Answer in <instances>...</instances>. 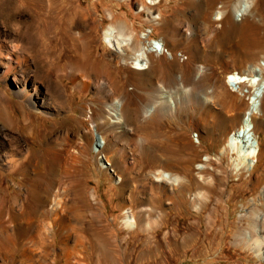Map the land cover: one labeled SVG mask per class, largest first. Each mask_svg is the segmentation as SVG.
<instances>
[{
    "label": "rangeland",
    "instance_id": "obj_1",
    "mask_svg": "<svg viewBox=\"0 0 264 264\" xmlns=\"http://www.w3.org/2000/svg\"><path fill=\"white\" fill-rule=\"evenodd\" d=\"M36 2L14 0L0 19V244L13 241L0 264H26L29 250L49 254L45 264H264V159L238 169L204 114L250 105L251 88L239 95L230 77H247L253 59L242 53L264 55V36L250 49L242 28L264 26V0H53L48 18ZM153 41L164 53L144 55L148 68L137 70L133 58ZM66 151L82 153L74 177L60 173ZM56 185L69 190L63 217L41 209ZM50 223L41 243L39 225Z\"/></svg>",
    "mask_w": 264,
    "mask_h": 264
},
{
    "label": "bare ground",
    "instance_id": "obj_2",
    "mask_svg": "<svg viewBox=\"0 0 264 264\" xmlns=\"http://www.w3.org/2000/svg\"><path fill=\"white\" fill-rule=\"evenodd\" d=\"M36 1L38 2V8L39 9L44 8V17L48 18L49 14L51 15V12L54 8L53 4H55V3H53V0H36ZM13 2H14V0H0V19L1 18H8V19L11 18L12 13L15 12L12 10V8H13L12 6L14 4ZM37 2H36V4H37ZM244 8H245V3L242 2L238 5V7H237L238 17L243 16L242 15L243 13L241 14V12H243L242 10ZM19 15L17 14V16H19ZM79 19H80V13L77 12V13H75V16H73L70 20V27H69L70 33H72L75 28H79V25L81 24ZM242 21H243V19H242ZM233 26H235V23L233 24ZM30 27H32L33 29H36V28L38 29V27H36V24L35 25L32 24V26H30ZM236 27H237V25H236ZM242 28L243 29L245 28V31L251 37V41L248 44L250 46V49L260 48L261 47L260 40L264 36L262 34L264 26L261 25L260 22H257L253 19H247L245 26ZM107 39H108L107 41L111 47H113L115 50L123 53L124 47L127 46V44L125 42H122V41L120 42L116 38V36H114V33L111 31H109V33L107 34ZM28 40H29V38H28ZM159 47H161V48H157V50L163 49L162 48L163 45H159ZM152 52H153V50L151 48L147 47V48L141 49L140 52L136 53L135 57L133 58V62L135 64L137 70L143 71V70H146L148 68V67H146V64H144L145 61H143L142 57L144 55H146L148 53H152ZM250 52H252V51H250ZM241 53L242 52L240 51V54ZM247 53H245L246 55L244 53H242L243 55L241 54V56H240L241 61L245 62L248 59L249 60L255 59L254 62H253V60H252V62L251 61H248L249 63L247 62L248 63V69L246 70L247 77H242L239 75H233L230 77V79H231V81L235 82L239 86V91H238L239 95L245 96V94L247 93L244 91L245 86H248L249 88H251L252 95H250L251 96V98L249 100L250 105L248 106V108L244 111L243 114H240V113H239L240 115L235 114V112L238 109V103L235 102L234 104H232V110L227 111L224 114L223 113L221 114L219 112L217 113L215 111L213 112L211 110H207V112H204V114L206 117H210L214 121L213 134L215 135V137H217V138L219 137V138L224 139V143H225V147L223 149L224 153L226 154L230 149L233 150V153H235L237 155V162H238L237 168L238 169L247 168L248 171H250L252 169H255L258 166L257 163L260 162V159H264V149H262L261 147L258 146V142H257L258 136L256 134L257 129H260L259 130L260 132H264V106H263V101H264V79H263L264 55H262L260 59H256L257 56L254 57L255 55H253V53H248V54ZM78 77H79V74H77L76 72L73 75H71V79L73 81H76L78 79ZM83 86H86V83H84ZM162 99H164V98H162ZM167 99H168L167 102L169 104L171 103L172 105H175V102L172 100L171 97L170 98L167 97ZM203 101L206 104L208 103L207 99H205ZM164 102L165 101H163L161 103H164ZM117 105L119 106L118 102H116L113 105L112 115L118 120L119 119V113H118V106ZM153 109L154 108L149 109L147 111V114L148 115L151 114ZM229 130H231V133L228 132ZM95 139L97 141V148H98L97 150L103 149V147L105 145V141H104L103 137H101L100 134H96ZM59 153H61V152H59ZM81 154H82L81 152H76V154L69 156V152L66 151V155L65 156L62 155L64 157H62L61 159L58 157L61 160V161L59 160L60 162H62L64 160L60 164L61 168H62V170H60V173L62 174L65 171L66 173H71V176H73V172H74V170L78 164V160H79V157ZM57 156H61V155L58 154ZM15 167H16V165H14V167L9 168L8 170H12ZM26 170H29V169H26ZM162 180H164V181L166 180L168 183H171L174 186H180L179 185L180 180L177 177H173L169 174H164ZM158 181H160V180H158ZM61 186L64 187V185H61ZM55 188H57V190L53 189V191L51 192L50 191L51 189H50L49 192L47 193V195H45L43 193L44 195L41 196V200H42L41 202H43V205H42L43 207H41V209L42 210L48 209L49 211L57 213L56 214L57 216L60 215L63 217L62 213L64 212L66 205H64L65 203H63L61 194L62 195L66 194L69 190H68V187L66 189L64 188L63 190L60 189L62 187H59V186H57ZM72 201H74V199ZM45 211H43V212H45ZM125 215H126V218H125L124 224L128 228L134 229L136 227V221H135L134 217L132 215H130L129 210L125 212ZM39 228L43 231L44 236L41 233H39L38 240L41 243H43L44 241H48L49 236H50V232H51V228H52V224L51 223L49 224V228H48V226L47 227L46 226L40 227V225H39ZM261 240H262V238H261ZM63 245H65V241H63ZM78 245L79 244H77L76 246H78ZM69 250L73 252L75 249L67 246V249L64 248L62 250L61 256H62V258L63 257L67 258L68 261L70 262V259H72V256H74V254L69 252Z\"/></svg>",
    "mask_w": 264,
    "mask_h": 264
},
{
    "label": "crops",
    "instance_id": "obj_3",
    "mask_svg": "<svg viewBox=\"0 0 264 264\" xmlns=\"http://www.w3.org/2000/svg\"><path fill=\"white\" fill-rule=\"evenodd\" d=\"M2 242L3 243L0 244V255L3 256L4 258H7L8 260L10 258L9 261L11 262V259L13 258V253H12L13 251H12V248H10L8 246H10V245L12 246L13 241L11 239H4ZM26 251H28V250L27 249L23 250L24 254ZM29 253L31 254L30 256H29V254H25L26 256L23 255L25 257V259L23 261H26L25 262L26 264H45L47 261V257L49 255V254H47L45 256L44 260H41V259L39 260L37 258H40V257L36 255V252L34 250H29ZM9 264H12V263H9Z\"/></svg>",
    "mask_w": 264,
    "mask_h": 264
},
{
    "label": "built area",
    "instance_id": "obj_4",
    "mask_svg": "<svg viewBox=\"0 0 264 264\" xmlns=\"http://www.w3.org/2000/svg\"><path fill=\"white\" fill-rule=\"evenodd\" d=\"M157 43L158 41H153L152 43L150 44H147L146 45V48L149 47L153 50L152 53H154L155 55H160V54H163L164 53V50H157ZM156 51V52H155ZM179 58L181 59L182 56H179Z\"/></svg>",
    "mask_w": 264,
    "mask_h": 264
}]
</instances>
